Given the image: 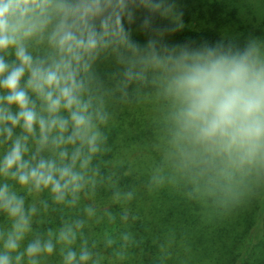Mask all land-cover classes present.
Listing matches in <instances>:
<instances>
[{
  "label": "trees",
  "instance_id": "16d2710c",
  "mask_svg": "<svg viewBox=\"0 0 264 264\" xmlns=\"http://www.w3.org/2000/svg\"><path fill=\"white\" fill-rule=\"evenodd\" d=\"M137 5L140 12L133 18V26L126 27L124 32L116 29L112 34L118 38L116 45L111 46L116 51L112 54L107 43L99 51L97 64L80 75L85 85L82 99L90 101L89 111L94 117L107 116V123L101 125L95 120L106 136L101 151L93 156L87 169H80L77 162L76 170L83 172L85 184L76 203L70 202L71 196L57 203L50 189L36 190L31 184L20 185L10 174L0 172V188L7 185L10 194L23 199L29 220V229L20 247L11 253L12 264H17L15 256L25 253L28 244L49 239L55 246L54 252L35 257L38 264H64V255L69 250L75 251L78 258L84 248L92 253L86 264H185L183 257L189 251L197 252L198 243L216 240L209 223L227 207L226 201L221 205L218 199L225 200L234 187V195L242 193L241 199L248 201L249 192L245 194L248 181L243 173L246 165L238 167L214 155L182 129L178 119L182 99L173 87L176 72L171 67L164 69L162 77L168 70L174 75L157 79L154 73L157 67L151 61L147 44H153L157 56L160 50L156 51V40L159 39L189 52L219 47L222 51L237 53L249 45L244 40L225 39L214 28L195 29L180 24L158 10L143 7V0H137ZM119 16L124 19L121 12ZM188 18L187 14L182 15L184 21ZM59 19L55 15L43 33L25 41L34 61L50 64L58 59V51L49 43V36ZM95 23L99 29V20ZM132 28L135 32L130 31ZM136 40L142 41L143 46L137 47L131 42ZM129 45L137 51L133 52ZM140 53L143 57L137 59ZM0 57L9 65L18 64L14 49L0 52ZM129 70L133 73L131 79L125 75ZM28 78L26 72L21 87L28 94L30 107L38 117L47 120L50 118L47 105L27 87ZM6 94L0 88V97ZM0 108H8L13 115L19 111L16 105H8L3 99H0ZM58 115L68 117L64 109ZM6 128L12 130L11 137ZM70 132L71 124L64 136ZM47 135V142L42 144L38 124L28 133L22 122L16 126L0 122V164L17 138L27 148L23 159L30 166H36L40 159L54 161L58 166L67 163L68 158L62 159L61 151L66 149L70 157L79 142L57 145L54 140L59 136L58 129ZM215 198L217 202L209 206ZM248 212L254 217L244 232L243 252H236L230 264H249L255 247L262 249L258 258L262 257L254 264H264V237L261 236L264 194L255 197ZM14 222L15 218L0 210V253L5 251L4 241L13 231ZM78 223L82 226L77 227ZM69 227L76 233L75 240L71 244L58 241L59 232ZM18 264H29V257L22 256Z\"/></svg>",
  "mask_w": 264,
  "mask_h": 264
},
{
  "label": "clouds",
  "instance_id": "9594fccd",
  "mask_svg": "<svg viewBox=\"0 0 264 264\" xmlns=\"http://www.w3.org/2000/svg\"><path fill=\"white\" fill-rule=\"evenodd\" d=\"M111 3L112 0H78L75 4L67 0H0V52L14 49L18 61L9 65L0 57V88L7 91L0 99L19 109L13 115L8 108H0V122L7 121L13 126L22 122L28 133L38 124L42 144L47 142V134L53 129L59 130L54 140L57 145L79 142L70 157L66 149L61 151L60 156L68 158L67 163L58 166L54 161L40 159L32 167L23 159L27 148L17 138L0 164V172L10 174L20 185L31 184L36 190L50 189L57 203L64 202L68 196L72 204L76 203L85 184L83 172L76 170L77 162L80 169H87L93 156L101 151V144L106 142L95 120L105 125L107 116L94 117L89 111L90 101L82 99L85 85L80 75L91 69L99 51L107 47L105 36L110 23L121 19L118 12L107 11L106 6ZM116 3L124 5V0ZM147 3L154 11H167L170 7L163 0H147ZM55 15L60 19L51 31L49 43L57 49L58 59L50 64L34 61L25 41L43 33ZM97 17L99 29L95 23ZM129 47L137 51L135 46ZM150 58L157 66L166 61L173 64L174 91L182 99L178 119L196 143L238 167L264 162V58L255 43L237 53L217 47L182 51L175 58H160L153 51ZM26 72L29 73L27 87L47 105L50 115L47 120L37 116L30 107L27 92L21 87ZM125 75L129 79L133 77L130 70ZM61 109L67 111V118L58 115ZM70 124L71 132L65 137ZM5 131L11 137L12 130ZM13 168L16 170L12 171ZM128 195L131 199L132 194ZM0 210L15 218L13 231L4 241L5 251L0 253V264H12L11 253L20 247L29 229V220L23 199L10 194L7 185L0 188ZM80 226L78 223L77 227ZM75 238L76 233L69 227L59 232L58 241L71 244ZM54 249L50 239L43 243L35 240L28 244L25 253H17L15 260L18 264L27 255L29 264H38L35 257L50 255ZM91 258L92 253L86 248L78 258L75 251L69 250L64 255V264H86Z\"/></svg>",
  "mask_w": 264,
  "mask_h": 264
},
{
  "label": "rangeland",
  "instance_id": "374dc122",
  "mask_svg": "<svg viewBox=\"0 0 264 264\" xmlns=\"http://www.w3.org/2000/svg\"><path fill=\"white\" fill-rule=\"evenodd\" d=\"M67 2L75 4L78 0H67ZM163 2L166 7H170L167 11H164V9L158 11L180 24H186L195 29L214 28L225 39L244 40L248 45L255 43L260 50L261 57L264 58V0H163ZM106 7L109 12H121L124 18H121L118 23H110L109 28L106 30L108 35H106L107 39L105 40L111 48L118 41L116 35H112L115 32L114 30L118 29L121 32L122 28V32H124L126 27L133 26L131 22L139 14L140 8L137 5V0H124V5H119L114 0ZM143 7H149L147 0H143ZM183 14H187L189 17L186 21L182 19ZM96 20H99V17L95 18ZM130 31L135 32V28L130 29ZM131 42L137 47L143 46L142 41ZM156 42L158 43L156 51L160 50L158 54L160 58H175L184 51L171 45L166 39H159ZM152 46V43L147 44L150 53L155 52V48ZM110 50L112 54L113 51H116L113 47ZM101 53L104 55L103 51ZM97 57L96 59H100L99 56ZM142 57L140 53L137 59ZM96 59L92 63V67L97 64ZM156 67L154 73L157 75V79L162 77L164 69L170 67L174 69L171 61H166L164 65H156ZM170 75L173 76L174 73L168 70L162 78H167ZM243 173L247 176L248 181L245 191V194L249 192L247 203L245 198L244 202L240 197L244 194L234 195V187H231L233 192L228 194L225 200L220 197L218 202L226 201L228 204L226 203L227 207L222 208L220 215L215 214L214 222L209 223L211 231L216 234V240H209L207 244L206 242L205 244L198 243L197 252L190 253L189 251L183 257L185 264H230V259L236 252H243L241 244L244 232L252 220L251 218L254 217V214L251 213L250 215L248 210L252 209L255 197L260 198L264 194V162L246 165ZM256 185L258 189L254 191ZM215 202H217V198L208 205L212 207V203ZM221 205H223V202ZM261 236L264 237V226ZM261 250L260 247H255L254 254L249 256V264H254L261 259L262 256L258 258L262 252Z\"/></svg>",
  "mask_w": 264,
  "mask_h": 264
}]
</instances>
